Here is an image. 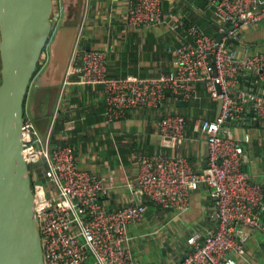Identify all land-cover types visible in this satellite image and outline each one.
<instances>
[{"label": "built area", "instance_id": "1", "mask_svg": "<svg viewBox=\"0 0 264 264\" xmlns=\"http://www.w3.org/2000/svg\"><path fill=\"white\" fill-rule=\"evenodd\" d=\"M226 33L220 43L196 25L174 18L171 31L185 28L183 42L175 50L176 69L154 78L109 73L110 46L83 48L86 7L64 73L49 133L41 137L27 110L23 122V156L27 164L43 165L44 181L33 182L35 212L41 235L44 264H141L131 248L128 228L146 219L144 203L108 210V180L78 166L70 146H52L51 135L59 118L61 99L72 76L82 86H100L104 96L103 118L112 124L137 108H156L168 97L180 102L200 99L203 84L213 102L223 101L214 120H202L201 132L208 148L207 168L196 172L188 158L166 152L136 153L138 174L127 185L132 197L154 202L162 210L181 214L193 194L205 185L216 201L215 231L198 232L187 239L189 252L179 264H237L245 255L246 236L241 228L264 236V188L245 171V148L224 131L228 119H239L244 105L252 104L264 125V91L242 89L244 73L257 74L264 84V53L229 50L227 42L245 28L264 22V0H213ZM168 14L164 0H128L125 30L164 26ZM125 36L124 34L120 37ZM220 93L217 91V86ZM162 144L180 146L186 139L187 119L179 114L164 117L159 126ZM249 141V138H246Z\"/></svg>", "mask_w": 264, "mask_h": 264}, {"label": "crops", "instance_id": "2", "mask_svg": "<svg viewBox=\"0 0 264 264\" xmlns=\"http://www.w3.org/2000/svg\"><path fill=\"white\" fill-rule=\"evenodd\" d=\"M71 2L54 0L60 12ZM127 3L128 0H85L87 23L84 40L92 49L110 46L108 65L112 76L154 78L174 71L177 64L175 50L185 36V28L170 30L169 25L174 18L190 22L212 37L216 33L214 26L219 28L222 24L213 0H164L168 14L166 25L127 31L122 23ZM71 6L67 8L68 16ZM252 27L249 33L245 28L242 37L231 43L232 49L241 53L242 48H247L251 55L264 53V22ZM123 34L125 36L120 37ZM78 80V76H72L62 96L59 118L51 138L52 146L72 147L81 169L108 180L111 189L104 200L108 210L141 202L147 206L146 219L128 228L131 248L141 264H179L190 250L186 242L193 233L198 232L205 237L215 231L217 207L210 189L201 185L193 194L189 208L178 214L164 211L145 198L132 197L127 185L138 174L134 160L136 153L181 155L189 159L196 172L203 171L207 164V147L202 138L201 122L217 117L218 102H213L203 84H199L198 101L180 102L169 96L159 107L137 108L107 125L103 118L102 88L82 86ZM239 86L249 91H264V84L254 73H244ZM170 114H179L187 119L186 139L179 147H169L161 141L160 122ZM226 130L245 148V171L264 188V125L257 118L252 104L244 105L239 119L227 121ZM246 138H249L248 142ZM241 231L247 241L245 255L237 258V264H264V236L246 227Z\"/></svg>", "mask_w": 264, "mask_h": 264}, {"label": "water", "instance_id": "3", "mask_svg": "<svg viewBox=\"0 0 264 264\" xmlns=\"http://www.w3.org/2000/svg\"><path fill=\"white\" fill-rule=\"evenodd\" d=\"M84 8L85 0H76L68 20L55 34L54 0H0V264H44L32 191L36 175L23 156L22 128L28 110L40 136L48 135ZM214 28L213 37L220 43L226 33ZM252 30L251 26L247 32ZM242 35L238 32L236 40ZM233 42H227L229 50ZM87 43L85 39L82 47L87 48ZM49 44L50 64L40 77L46 85L34 90L27 106L36 70ZM218 104L217 117L223 101ZM205 154L208 157V148Z\"/></svg>", "mask_w": 264, "mask_h": 264}, {"label": "rangeland", "instance_id": "4", "mask_svg": "<svg viewBox=\"0 0 264 264\" xmlns=\"http://www.w3.org/2000/svg\"><path fill=\"white\" fill-rule=\"evenodd\" d=\"M76 4V0H72L71 3H68L67 5H65L64 9L62 10V12H59L61 13L59 19H58V22L55 26V34L57 32V30L63 26L64 22H66L68 20V6L72 5L71 7H74ZM72 18H74V14L72 16ZM54 35V34H53ZM55 36V35H54ZM53 37V36H52ZM54 40V37L53 39L51 40L50 44L53 42ZM49 44V47L47 48L46 50V57H45V61H44V64L42 65V69H41V72L40 74L35 78L34 82L32 83L33 85L31 86L30 88V91H29V95H28V100H27V106L30 105L31 101H32V96H33V93H34V90L39 87V86H43V85H46V82H42V80L40 81V77L41 75L45 72L47 66L50 64V58H51V45ZM32 173V172H31Z\"/></svg>", "mask_w": 264, "mask_h": 264}, {"label": "trees", "instance_id": "5", "mask_svg": "<svg viewBox=\"0 0 264 264\" xmlns=\"http://www.w3.org/2000/svg\"><path fill=\"white\" fill-rule=\"evenodd\" d=\"M60 15L61 14L58 11V8L55 7V11H54V14H53V17H52V23H53L54 28H55V26H56V24L58 22V19H59ZM89 46L90 45L87 44V48H90ZM45 57H46V51L42 55L41 61H40L39 65H38V68H37L36 73H35V76H34L35 78L41 72L42 65L44 64V61H45ZM53 134H54V132L52 133L51 138L53 137ZM61 146H66V145H61ZM43 170H44V166L42 164L39 165V166L38 165H32V166H30V172H32V174H37L39 181H44L45 180L44 177H43V173H42Z\"/></svg>", "mask_w": 264, "mask_h": 264}, {"label": "flooded vegetation", "instance_id": "6", "mask_svg": "<svg viewBox=\"0 0 264 264\" xmlns=\"http://www.w3.org/2000/svg\"><path fill=\"white\" fill-rule=\"evenodd\" d=\"M47 100H45V103H46Z\"/></svg>", "mask_w": 264, "mask_h": 264}]
</instances>
